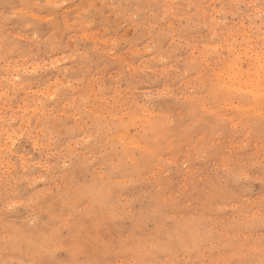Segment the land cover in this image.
<instances>
[{"label":"rangeland","instance_id":"1","mask_svg":"<svg viewBox=\"0 0 264 264\" xmlns=\"http://www.w3.org/2000/svg\"><path fill=\"white\" fill-rule=\"evenodd\" d=\"M263 54L264 0H0V264H264Z\"/></svg>","mask_w":264,"mask_h":264},{"label":"bare ground","instance_id":"2","mask_svg":"<svg viewBox=\"0 0 264 264\" xmlns=\"http://www.w3.org/2000/svg\"><path fill=\"white\" fill-rule=\"evenodd\" d=\"M74 15H75V14H74ZM64 20H65V19H64ZM238 34H239V33H238ZM244 48H245V47H244ZM247 49H248V48H247ZM243 50H244V49H243ZM261 50H263V49H261ZM261 50H259V52H262V53H263V51H261ZM255 51H256V50H255ZM253 52H254V51H253ZM255 53H256V52H255ZM257 53H258V52H257ZM239 56H240V55H239ZM250 56H251V55H250ZM250 56H249L248 58H250V59L253 58V57H250ZM263 56H264V54H263ZM245 57H247V56H245ZM248 58H247V59H248ZM243 59H244V58H243ZM238 60H239V59H238ZM253 61H254V59H253ZM229 62L231 63L230 60L228 61V63H229ZM254 62L256 63V59H255ZM233 63L235 64L234 61H233ZM236 63H237V62H236ZM255 63H254V64H255ZM231 64H232V63H231ZM234 64H233L232 66H234ZM228 65H229V64H228ZM239 65H241V64L239 63ZM256 66H257V65H256ZM258 66H260V64H259V60H258ZM258 66H257V67H258ZM227 67H230V66H227ZM239 67L241 68V66H239ZM237 68H238V67H237ZM240 68H238V69H240ZM253 69H254V68H253ZM255 69H256V67H255ZM262 69H263V68H262ZM256 70H257V69H256ZM256 70H255V72H256ZM219 71H220V70H219ZM219 71H216V72H219ZM223 71H224V70H223ZM226 72H228V69H227ZM231 72H232V71H231ZM233 72H234V71H233ZM255 72H254V73H255ZM257 72H258V71H257ZM221 73H222V72H221ZM252 73H253V72H252ZM258 73H259V72H258ZM215 74H216V73H215ZM219 74H220V73H219ZM225 74H226V73H225ZM229 74H230V73H229ZM234 74H236V72H235ZM239 74H240V73H239ZM261 74H262V76L264 75L262 72H261ZM231 75H232V74H231ZM240 75H242V74H240ZM253 75H254V74H253ZM215 76H216V75H215ZM219 76H220V75H219ZM219 76H217V77H219ZM232 76H236V77H237V80H240V79H238V74H236V75H232ZM248 76H249V75H248ZM255 76H256V75H255ZM220 77H221V76H220ZM250 77H251V76H250ZM250 77H249V78H250ZM253 77H254V76H253ZM253 77H251V79H252ZM227 79H232V78H230V76H228ZM245 79H246V78H245ZM251 79H250V80H251ZM213 80H214V79H213ZM219 80L222 81L221 78H220ZM234 80H235V79H232V81H234ZM250 80H248L249 82H248V81H247V82L250 83V85H251L252 81H250ZM258 80H259V79H258ZM210 81H212V79H211ZM216 81H218V80H216ZM243 81H244V79H243ZM253 81H254V80H253ZM212 82H215V81H212ZM212 82H211V83H212ZM230 82H231V81H230ZM247 82H245V83L247 84ZM256 82H257V81H256ZM256 82H253V83H252V85H254V86L256 85V87H252V89H253V93H254V94H256V93L258 92V87H257L258 82H257V83H256ZM217 83H219V82H217ZM224 83H225V79H224ZM224 83H222V84H224ZM237 83H239V82L237 81ZM245 83H244V84H245ZM212 84H213V83H212ZM212 84H211V85H212ZM219 84H221V83H219ZM219 84H218V85H219ZM222 84H221V85H222ZM207 85H208V83H207ZM216 86H217V84L215 85V88H216V91H218L219 88H218V90H217V87H216ZM223 86H224V85H223ZM247 86H249V85H247ZM218 87H219V86H218ZM225 87H228V85L225 86ZM229 87H230V86H229ZM236 87H238V86H236ZM245 87H246V85H245ZM208 88L210 89L211 87L208 86ZM213 88H214V87H213ZM213 88H211V91H213V90L215 89V88H214V89H213ZM233 89H234V88H233ZM239 89L241 90V87H240ZM242 89H243V88H242ZM126 90H127V89H126ZM207 90H208V89H207ZM44 91H45V90H44ZM47 91H48V90H47ZM49 91H50V90H49ZM230 91H231V90H230ZM45 92H46V91H45ZM209 92H210V90H209ZM213 92L216 93L215 91H213ZM219 92H221V91H219ZM219 92H218V94L221 95ZM222 92H224V91H222ZM222 92H221V93H222ZM226 92H228V91H226ZM46 93H47V92H46ZM211 93H212V92H211ZM225 94H226V93H225ZM258 94H260V92H258ZM258 94H256V95L259 96ZM262 94H263V93H262ZM216 95H217V94H216ZM226 95H227V94H226ZM226 95H225V96H226ZM228 95H229V94H228ZM81 97H82V96H81ZM219 97H220V96H219ZM219 97H218V99H219ZM32 98H33V97H32ZM220 98H221V97H220ZM36 99H37V98H36ZM36 101H37V100H36ZM118 103H119V102H118ZM145 103H146V102H145ZM150 105H151V104H150ZM35 106H36V105H35ZM27 108H28V107H27ZM40 108H41V107H40ZM145 108H146V107H145ZM32 109H33V108H32ZM42 109H43V108H42ZM146 111H147V110H146ZM144 112H145V111H144ZM76 114H77V113H76ZM143 145H144V144H143ZM101 172H102V171H101Z\"/></svg>","mask_w":264,"mask_h":264}]
</instances>
